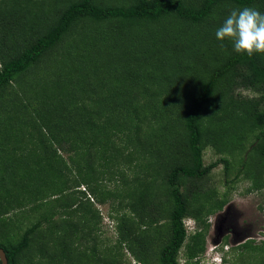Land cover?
<instances>
[{
  "label": "rangeland",
  "instance_id": "374dc122",
  "mask_svg": "<svg viewBox=\"0 0 264 264\" xmlns=\"http://www.w3.org/2000/svg\"><path fill=\"white\" fill-rule=\"evenodd\" d=\"M72 1L76 0H0V21L6 13L8 32L7 41L1 42L5 44L4 56L9 59L11 49L20 52L29 46ZM96 3L127 6L131 0H96ZM237 7L233 3L224 4L202 26L176 22L177 18L171 16L154 24L143 21L122 25L117 19L81 20L40 62L0 91V157H13L16 163L18 153H22L18 144L24 149L40 150L36 131L18 143V93L24 99L29 98L34 106L45 100L48 104L56 103L55 108L69 104L75 110L77 106L84 120L94 116L100 125L107 116L112 119L106 124L110 129L108 136L94 146L89 129V136L68 138L63 145L50 147L62 157L60 167L65 175L73 176L71 170L79 164L96 183L77 187L71 176L70 187L64 194L46 196L5 215L9 222L3 234L15 241L41 215L55 213L53 222H45L35 235L26 257L31 264L60 262L54 244L65 233V227L71 229L69 225L78 226L80 231L74 239L85 253L81 258L76 253L70 255L64 260L66 264H156L153 256L156 257L158 245H153L157 243L154 231L169 232V226L165 227L168 221L165 209L169 204L165 163L183 156L184 145L179 143L183 140L184 113L180 111L185 99L200 91L212 69L234 52L228 42L222 48L215 30L222 23V16ZM251 7L264 12V0ZM206 31L211 32L210 38ZM218 50L220 54H216ZM2 61L0 58V64ZM241 73L237 78L221 81L213 103L223 98L224 102H230L231 98L239 103L244 101L247 108L258 101L257 111L264 114L263 90L244 85L243 76L247 72ZM126 110L135 125L131 131L111 136V128L120 122V111ZM215 110V104H207L205 118ZM261 129L259 126L242 130L241 135L221 134L223 138L217 144L203 146L204 164L216 165L195 183L199 197L194 209H201V220L191 214L184 218L187 238L178 253L180 264H264V155L260 148L262 140L258 139ZM107 143L109 146L104 150ZM222 159L229 160L228 168ZM74 163L72 169L70 165ZM144 189L156 201L153 217L161 218L153 229L145 222L147 218L141 220L142 216L131 208ZM182 189H188L187 185ZM149 214L148 211L145 215ZM134 216L137 226L127 227H136L137 233L144 235L151 233L148 247L134 242L135 250L143 257L147 255L146 262L139 261L126 246L118 245L119 223L123 222L126 228ZM198 231L203 234L205 251L191 255L189 243ZM48 258L54 262H48Z\"/></svg>",
  "mask_w": 264,
  "mask_h": 264
},
{
  "label": "trees",
  "instance_id": "16d2710c",
  "mask_svg": "<svg viewBox=\"0 0 264 264\" xmlns=\"http://www.w3.org/2000/svg\"><path fill=\"white\" fill-rule=\"evenodd\" d=\"M257 1L259 0H193V2L189 3L185 0H131L129 5L122 6L98 4L96 0H76L66 5L58 13L53 24H50L51 26L49 25L43 32L39 33L29 46L24 47L20 52L16 48L11 47L14 50L11 49L12 53H10L9 59L4 56L5 51L3 49L5 44L1 43L3 41L6 42L8 37L5 26V13L0 21V30L2 29L0 31V58L3 60L2 64H0V91L19 74L40 62L47 53L58 45L71 28L81 20L91 19L102 22L117 19L122 22V25L125 23L129 25L139 24L143 21H149L154 24L162 18L171 16L177 18L176 22L186 21L202 26L210 16L215 12L218 13L216 10L219 11L221 6L226 3H233L234 6L239 7H251ZM223 18L224 16H222ZM206 35L209 38L212 36L210 31H206ZM223 44L220 42L221 46ZM120 49L122 48L120 47ZM122 51H119L120 58L124 57ZM218 51L216 54H220L221 50ZM121 64L117 66L120 68ZM244 70L247 72L243 76L244 85L259 88L264 92V56L249 57L233 52L212 69L202 83L200 91L184 101L185 106L180 111L184 113L181 125L183 140L179 143L184 145L183 156L178 160L165 163L166 175L164 181L166 188H168L167 195L169 197V204L165 209L166 218H168L165 227L169 226V232L165 230V233H162L156 229L154 231V238L157 239V243L153 245H158L156 257L153 256L157 260L156 264H180L178 253L187 238L184 218L191 214L196 219L201 220V209H194L195 202H197L199 197L195 183L199 179L205 178L216 165V163H211L207 166L204 164L203 146L207 143L217 144V140L223 138L221 137L222 135L232 132L241 135L242 130L246 131L261 126L262 129L258 134V139L262 140L260 148L264 155V114L257 111L258 101H253L254 106L250 105L247 108L244 107L246 105L244 101L239 103L231 98L230 102H224L223 98L219 100L220 102L213 103V99L216 97V90L221 81L226 78H237V76L242 75L241 71ZM38 103L34 106L29 101V98L24 99L18 93V138H20L18 143L26 135L32 136V131H36L40 140L37 148L40 150L36 148L24 149L18 144V151H22L21 154L18 153V163L12 161L13 157L9 156V159H7V156L0 157V166H2L3 170L0 173V247L4 248L9 264H31L26 258L27 252L32 246L35 235L41 231L43 224L45 222L48 224L53 222L55 213L41 215L40 219L28 227L15 241L10 235L3 234V228L9 222L5 215L16 207L23 209L27 205L44 200L46 196L52 195L54 197L58 194H64L70 187L69 183L71 181L77 184V187L80 184H86L91 187L93 181L97 182L79 164L74 169L75 163L70 165L74 169L71 170L74 175H65L60 167L62 157L58 154L57 149H50L52 144L61 146L69 140L68 138L75 139L80 135L81 137L84 134L88 135L90 129L93 139L92 146H94L98 144L100 139L108 136L110 129L106 124L112 120L110 116H107L104 124L100 125L94 116L84 120L83 114L81 116L77 106H75L74 110L69 104H64L61 108H55L54 105L56 103L48 104L46 100L40 105ZM211 103L212 105L215 104L216 110L208 118H205V108L207 104ZM120 112H122L119 119L120 122L118 121L115 128H111V132H113L111 136H119L126 131H131V127L135 125L133 121H130L132 119L131 116H128L129 110ZM79 116L82 118L80 117L79 119ZM132 122L133 125L131 124ZM70 133L73 134L71 135ZM108 146L107 143L104 146V150ZM170 154H173V152ZM222 160L225 167L228 168L229 160ZM11 167L14 168L13 171H10ZM5 172H7L6 175H2ZM70 178L71 181H69ZM184 184L187 185L188 189H182ZM82 193L85 192L82 191ZM155 202L152 193L144 189L138 193L131 207L138 216H142L141 220L147 218L145 222L151 226L150 228L161 219L153 217ZM137 203H139L138 206ZM139 210H142L143 213ZM148 211L150 214L146 216ZM129 220L130 223L126 224V228L123 222L119 223L120 236L118 245L126 246L139 261L146 262L148 260L146 258L147 255L144 257L140 255L134 248V242H142L146 244L145 247H148L147 241L150 242L149 236L151 233L144 235L142 232L137 233L138 229L136 227L128 228L129 224L137 226L135 224L136 216ZM69 226L71 229L68 230L65 227V233H61V239L54 244V248L60 258L58 264H66L67 261L64 262V260L68 259L72 254H79L78 257L81 258L85 253L84 249L78 246L74 239L76 232L80 231L78 226ZM152 229L150 232H152ZM156 234H159L160 237L157 238ZM189 250L191 255L205 251V240L201 231L192 235ZM48 262L52 263L54 261L48 258ZM0 264H2L1 259Z\"/></svg>",
  "mask_w": 264,
  "mask_h": 264
},
{
  "label": "clouds",
  "instance_id": "9594fccd",
  "mask_svg": "<svg viewBox=\"0 0 264 264\" xmlns=\"http://www.w3.org/2000/svg\"><path fill=\"white\" fill-rule=\"evenodd\" d=\"M215 38L230 43L237 54L264 56V12L249 6L231 9L216 28Z\"/></svg>",
  "mask_w": 264,
  "mask_h": 264
},
{
  "label": "water",
  "instance_id": "95a60500",
  "mask_svg": "<svg viewBox=\"0 0 264 264\" xmlns=\"http://www.w3.org/2000/svg\"><path fill=\"white\" fill-rule=\"evenodd\" d=\"M0 259L2 261V264H9L7 254L4 250V248L0 247Z\"/></svg>",
  "mask_w": 264,
  "mask_h": 264
}]
</instances>
